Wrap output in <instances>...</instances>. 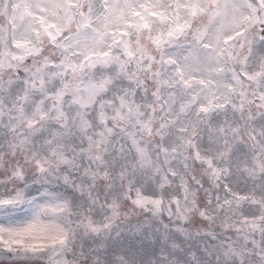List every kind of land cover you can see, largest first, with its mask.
<instances>
[{
    "label": "clouds",
    "instance_id": "obj_1",
    "mask_svg": "<svg viewBox=\"0 0 264 264\" xmlns=\"http://www.w3.org/2000/svg\"><path fill=\"white\" fill-rule=\"evenodd\" d=\"M0 264H264V0H0Z\"/></svg>",
    "mask_w": 264,
    "mask_h": 264
},
{
    "label": "snow or ice",
    "instance_id": "obj_2",
    "mask_svg": "<svg viewBox=\"0 0 264 264\" xmlns=\"http://www.w3.org/2000/svg\"><path fill=\"white\" fill-rule=\"evenodd\" d=\"M26 11V10H25ZM44 225H42L38 220L34 221L32 224L28 226V228L25 230L26 233H31L35 231H43Z\"/></svg>",
    "mask_w": 264,
    "mask_h": 264
}]
</instances>
